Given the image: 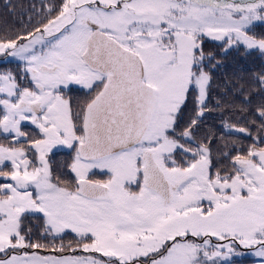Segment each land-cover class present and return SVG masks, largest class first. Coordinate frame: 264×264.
<instances>
[{
	"label": "snow or ice",
	"instance_id": "6c2138e0",
	"mask_svg": "<svg viewBox=\"0 0 264 264\" xmlns=\"http://www.w3.org/2000/svg\"><path fill=\"white\" fill-rule=\"evenodd\" d=\"M32 8L0 36V264H264V0ZM231 52L262 62L261 102L241 95L227 127L251 143L217 155L197 136Z\"/></svg>",
	"mask_w": 264,
	"mask_h": 264
},
{
	"label": "trees",
	"instance_id": "16d2710c",
	"mask_svg": "<svg viewBox=\"0 0 264 264\" xmlns=\"http://www.w3.org/2000/svg\"><path fill=\"white\" fill-rule=\"evenodd\" d=\"M40 7V0H0V36L5 35L10 30H16L21 27V21H27L28 16L33 15L32 6ZM208 50L218 53L216 45L209 44ZM217 59L222 61V65L217 67L213 75L215 77V86L212 93V103L209 108L212 110L210 115H206L197 138L201 139L204 136L214 139V151L217 155L219 150H231V142L235 141L242 144L251 143V140L246 138L244 134L230 131L227 125H236L238 127L248 126V120L242 119L238 111L242 106L241 95L251 97L253 106L261 102L259 96L254 95L255 86L252 84V77L255 73L261 71L262 62L254 57L245 58L240 54L231 52L226 56L217 55ZM14 67V65H0V67ZM228 81L231 85L235 86L234 90H229L227 96H222L224 92V82ZM243 87L244 92L240 93L239 88ZM70 95L74 102L79 103L78 95ZM77 99V100H76ZM220 101L225 105L232 106L231 112L225 111L223 108H217L216 102ZM249 119H253L249 117ZM253 135L256 134L255 129H252ZM225 144L228 146L225 147ZM64 157L62 159L61 157ZM68 151H58L54 156V167L57 173L66 171L65 165L69 161ZM226 163V161H222ZM62 179H71V176H64ZM75 243V237L69 234L64 237L63 243ZM57 244L60 241H56ZM244 261V262H242ZM257 258L252 255H245L242 258H235L234 264L240 263H256Z\"/></svg>",
	"mask_w": 264,
	"mask_h": 264
},
{
	"label": "flooded vegetation",
	"instance_id": "af4514ba",
	"mask_svg": "<svg viewBox=\"0 0 264 264\" xmlns=\"http://www.w3.org/2000/svg\"><path fill=\"white\" fill-rule=\"evenodd\" d=\"M68 94H76V95H78V98H77V99H79L80 102L83 101V99L85 98V95H86V93H85L84 91H82V90H76V89H73V90L70 91ZM77 99H76V100H77ZM75 103H76V102H75ZM60 151H64V150H60ZM61 158L64 159L63 156H62Z\"/></svg>",
	"mask_w": 264,
	"mask_h": 264
},
{
	"label": "rangeland",
	"instance_id": "374dc122",
	"mask_svg": "<svg viewBox=\"0 0 264 264\" xmlns=\"http://www.w3.org/2000/svg\"><path fill=\"white\" fill-rule=\"evenodd\" d=\"M249 255H251V254H249ZM242 262H244V261H242ZM240 264H247V263H240ZM249 264H256V263H249Z\"/></svg>",
	"mask_w": 264,
	"mask_h": 264
}]
</instances>
